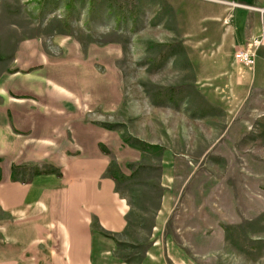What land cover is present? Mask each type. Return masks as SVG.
Wrapping results in <instances>:
<instances>
[{
	"label": "rangeland",
	"instance_id": "374dc122",
	"mask_svg": "<svg viewBox=\"0 0 264 264\" xmlns=\"http://www.w3.org/2000/svg\"><path fill=\"white\" fill-rule=\"evenodd\" d=\"M234 3L0 0V77L14 71L25 39L41 38L53 52L56 39L78 42L85 53L117 52L124 132L164 142L174 154L173 210L155 236L124 247L131 264H264V65L241 72L243 87L234 89V52L243 41ZM136 108L131 121L126 111ZM154 148L160 156L162 147ZM160 162L132 181L142 182L140 220L157 208Z\"/></svg>",
	"mask_w": 264,
	"mask_h": 264
},
{
	"label": "crops",
	"instance_id": "0c3cea01",
	"mask_svg": "<svg viewBox=\"0 0 264 264\" xmlns=\"http://www.w3.org/2000/svg\"><path fill=\"white\" fill-rule=\"evenodd\" d=\"M232 1L243 26L236 51L246 48L247 35L249 43L261 41L253 69L238 63L234 52L233 87L239 91L241 72L263 69L264 0ZM56 43L53 52L41 38L25 39L12 59L14 71L0 77V264H131L124 247L155 236L173 210L174 154L164 142L124 132L117 52L85 53L78 42ZM136 111H126L131 121ZM179 129L186 140V127ZM129 138L161 146V155ZM158 161V205L150 219L140 220L142 182L132 181ZM35 164L53 165L61 174L28 178L21 169L14 180V166Z\"/></svg>",
	"mask_w": 264,
	"mask_h": 264
},
{
	"label": "trees",
	"instance_id": "16d2710c",
	"mask_svg": "<svg viewBox=\"0 0 264 264\" xmlns=\"http://www.w3.org/2000/svg\"><path fill=\"white\" fill-rule=\"evenodd\" d=\"M128 142H130V144H132L134 146H138V148H144V147L145 148L146 147L160 148L159 145H151V144H148V143L141 141L139 139H137L136 142H132L131 140H128ZM21 169H25L26 171H30L31 175H35V174H39V173H53V172H57L58 174H61V172L58 171L53 165L41 166L39 164H35V165H31V166L25 165L23 167L14 166V168H13L14 180H16L18 178L17 175L20 173V171H22Z\"/></svg>",
	"mask_w": 264,
	"mask_h": 264
},
{
	"label": "built area",
	"instance_id": "2783aa9c",
	"mask_svg": "<svg viewBox=\"0 0 264 264\" xmlns=\"http://www.w3.org/2000/svg\"><path fill=\"white\" fill-rule=\"evenodd\" d=\"M260 40L255 39L244 49H239L235 53V59L248 69H253L255 65L256 48L260 44Z\"/></svg>",
	"mask_w": 264,
	"mask_h": 264
}]
</instances>
